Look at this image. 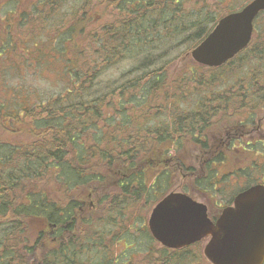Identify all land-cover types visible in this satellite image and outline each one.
<instances>
[{
	"label": "trees",
	"instance_id": "1",
	"mask_svg": "<svg viewBox=\"0 0 264 264\" xmlns=\"http://www.w3.org/2000/svg\"><path fill=\"white\" fill-rule=\"evenodd\" d=\"M92 1L6 0L0 9V58L11 56L10 47H18L20 41L26 39L21 33L14 31L19 23L24 25L25 20L45 23L44 27L51 25L57 29L55 39L63 43L59 47L62 52L64 41L71 42L78 48L76 63L71 57L64 60L65 92L28 109L29 114L38 111L32 126L35 128L30 131L32 138L36 140L31 144V150L34 151L26 158H21L24 163L22 167L12 168L7 173L0 172V223L3 225V235L7 236L5 239L0 238V244L18 231L21 232L22 221L44 219L45 225L59 227L57 238L60 243H52L43 248L40 264H126L128 254L124 251L115 259L112 256L114 239L106 241L107 235L117 237L118 229L127 231L126 235H130L129 231L135 228L141 234V243L146 244L142 251H146L156 241L148 229L145 217L173 186V176L167 170L153 176L151 170L146 169L151 161L148 158L152 157L158 146L172 145L176 140L174 135L181 139L190 133L204 132L209 127L211 114H217L222 108L229 109L238 102L236 98L241 94L248 97L251 85L261 91L260 81H264L260 78L258 80V69H255L251 80L254 81L248 83L246 89L236 91L237 87H245V84L229 85L232 78L237 76L236 71L229 67L236 63L233 62L234 59L218 68H206V85L216 86L214 103L201 99L190 108V104L188 107L183 106L188 86L182 82L184 79L198 80L195 71L191 78L183 75L180 81V78L174 81V89L168 93L171 88H166L168 81H165L164 72L157 68L147 70L153 66L155 57L150 50L152 47L173 53L180 46L188 44L193 50L223 16L224 13L218 14V9L227 0H213L212 8L208 4L209 0H196L198 4L194 6H191L192 0H99L101 5L117 9L120 15L115 26L104 28L109 45L104 43V34L95 35L92 32L96 30L93 26L89 27L95 22L93 13L97 12L92 11ZM101 18L100 16L97 22ZM90 37L97 39L104 50L100 61L95 56L92 58L91 54L87 56L86 49L79 45V39L91 43ZM29 38L37 39L32 35ZM250 46L252 42L239 55L248 53L251 56L252 52L255 55L253 57L258 60L257 65L263 64L264 49L251 50ZM22 54L25 57L35 54L40 56L39 52L27 51L25 47L19 55ZM122 60L134 63L128 72L132 77L112 87L102 76L105 70L114 68ZM258 68L259 72H263L260 66ZM12 69L17 70V67L12 66ZM139 71L140 76L136 75ZM246 71L249 70L241 68V73ZM3 81L8 82L7 75ZM21 96L22 94H18L14 97V104L19 102L23 105L26 98L21 99ZM170 97L172 101L168 102ZM10 108L11 102H2L0 113L5 114L1 116L2 120L19 122L20 116H16ZM102 119L108 124L116 125L102 131ZM90 129H95L92 140L89 139ZM200 143L204 149L209 146L207 141ZM177 144H181V140ZM3 147L8 148L7 144ZM7 152L5 156L8 155V159L14 158V150ZM93 159L99 163H92ZM102 160L103 168L96 171ZM205 166L210 170L209 161ZM106 168H117L120 171L117 191L103 196L101 203H104L105 214H99L97 218L93 215L95 220H83L82 227L77 218L79 201L70 199L71 201H63L59 205L56 201H50L49 192L46 191L43 197L41 191L31 184L44 176H51L61 185L63 193L68 194L73 189L81 188L90 190L104 179L102 171ZM49 182L46 179L47 188ZM21 183L22 186L29 184V188L19 202V197L12 196L10 192L16 191ZM131 209L135 214L129 218ZM141 210L146 214H141ZM131 218L134 221L126 224ZM5 220H10L11 223L3 222ZM83 225L87 226L86 230ZM66 233H69L68 237L65 236ZM44 238L38 234L36 245ZM13 240L17 245L19 240ZM34 247H28L31 253ZM126 249L131 253L134 248L130 244ZM192 249L171 250L168 256H171L173 264H195L198 259L192 251L197 250ZM19 250L4 247L3 251L0 250V264H29ZM168 250L162 247L163 253ZM163 263L159 261L155 264Z\"/></svg>",
	"mask_w": 264,
	"mask_h": 264
},
{
	"label": "rangeland",
	"instance_id": "2",
	"mask_svg": "<svg viewBox=\"0 0 264 264\" xmlns=\"http://www.w3.org/2000/svg\"><path fill=\"white\" fill-rule=\"evenodd\" d=\"M5 1L6 0H0V9ZM250 1L251 0H227L226 4L221 5L218 9V14H227L233 9H241L242 6ZM195 3L196 0H192L191 6L198 4ZM208 4L212 8L213 0H209ZM91 5L93 6L92 11L94 10L97 12L93 13V19L95 22L89 27L93 26V29L96 31H93L92 33L95 35L102 36V34H104V43L109 45L107 44L108 34L104 31V28L106 26H115V24L119 21L120 15L117 9L101 5L99 0H93ZM106 8H108V10ZM69 14H71V11ZM100 16L102 18L97 22V20L100 19ZM44 24L45 23L37 24L27 20H25L24 25L19 23L14 31L24 35V38L26 39L20 41L21 43L18 47H10L9 52L12 53L11 56L7 55L0 58V105L2 102H11V111H13L16 116H20L18 117L19 122H14L12 120L13 122L11 123V126L4 127L3 125L7 123L4 124L1 120V116H4L5 114L0 113V142H2L0 151L14 150L15 152V156L12 159H8V155L4 156V153H0V160H2L3 163L5 162L3 164V168L0 170L1 173H7L8 170L12 168L14 170L15 167H22L24 163L21 158H26L31 151H34L31 150V144H33L36 140L32 138L30 131L32 128H35L32 126L35 124L37 118L35 116L38 111L36 113L31 111L35 114H29L30 111H28V109H31L36 104L45 102L53 96H57L61 92H65L63 79L64 60L71 57L75 63L77 61V46L73 45L71 42L64 41L65 47L62 52V49L59 47L63 43H60L59 39H55V32L57 29L51 25L44 27ZM39 26L42 27V29ZM188 32L189 34L191 33L190 31ZM31 35L37 39L31 40L29 38ZM90 40L91 43H89L88 40L79 39V45L81 48L86 49L87 56L91 54L92 58L95 56V58L100 61L104 50L98 44L97 39L91 38ZM188 46V44L182 45L173 53L169 50L163 51V49L155 50V47L150 48L155 57L153 58V66L147 70L157 68L164 72L165 81H168L166 88H171L168 93L173 91L174 85L176 84V82L174 84V81L179 78L180 81L183 75L187 78H191V74H193L192 72L195 71V77L199 78L198 80L190 81V79H184L182 82L183 85L185 84L188 86V89L186 90V103L183 106L188 107V104H190V108H192L196 105V102L201 99H205L204 101H212V103H214L213 99L216 93V86L206 85V76L208 75L204 73V70H206L207 67L197 63L192 58V50ZM24 47L27 51L39 52L40 56L37 54L34 56L27 55L26 57L22 54V56H20L19 54L23 52ZM250 47L251 50L264 49V13L256 19L255 32L252 38V46ZM253 55L254 54H252V52V57H250L248 53L239 55L233 60V62L236 63L229 66L232 67L231 69H234L237 74V76L232 78L229 82V85L232 86L235 83L236 85L244 86L245 84V87H237L236 91L244 90L248 87V83L250 84L254 81L251 80L254 77L253 72L255 69H258V72L256 73L258 80L259 78L260 80H264V63L257 65L258 60L253 59ZM17 62L19 65H16ZM91 62L92 60L90 58V63ZM12 66L17 67V70L12 69ZM133 66L134 63L132 61L122 60L120 64L114 68L105 70L102 77L110 86H116V84H120L132 77L128 74V72L133 68ZM258 66L263 69V72H259L260 68H258ZM241 68H247L249 71L241 73ZM138 74L140 76L141 71L136 72V75ZM5 75H7L8 82L3 81ZM200 77L201 82L205 80L203 83L200 82ZM263 82L264 81H260L261 91L251 89L254 96H260L259 101H254L252 99H249L248 101L247 96H245L242 103H234L233 106L227 110L222 108L221 111H217V114H211V117L209 118V127L207 126L208 128H205L204 132L197 131L195 134L190 133L184 135L181 139L176 137L177 135H174L173 137L176 140L172 145L169 144L168 147L158 146L155 149L152 157L148 158V161H151L146 165V169H150L153 176H156L162 170H167L173 176V186L169 191L174 190L178 192H185L200 202L206 203L211 215H219L226 205H230L231 201V204L233 203V197H235V195L248 183V179L246 180L244 177L241 179V176L246 177L249 169L251 171V175H257L259 170L254 169L257 165H255V167L254 165L251 167L250 161L252 159L253 162L256 161L257 163L262 161L263 163L261 166H264V144L259 142L261 139L264 140ZM249 88H252V85L249 86ZM18 94H22L20 97L21 99L26 98L23 105L19 102L14 104L13 99ZM115 98H117L116 95ZM171 101L172 98L170 97L168 102ZM168 106L171 107V104H168ZM244 107L256 108L253 121H251L252 118L246 121V127H243L245 123L241 122L245 120L242 117L245 111L243 109ZM106 110H108V108H106L105 111ZM109 112L112 111H108V113ZM155 112L156 111L154 110L153 113ZM103 120L104 119L100 121V129L102 131L110 129L116 125V123L108 124ZM238 128L244 129L242 130L244 131L243 135H241L242 133H238V136H242V141H237L233 144H235L236 147L243 149L246 148L244 154L243 151L237 152L236 149H231V151L229 150L230 152L228 151L229 145H231L233 141V138L231 139L230 136L231 134L234 135V132H236ZM240 129H238V132H242ZM89 132V137H91L89 139L92 140L95 129H90ZM177 139L181 140V144H177L179 141ZM199 139L200 142L207 141L209 144L208 148L204 149L202 144L199 142ZM5 144L8 146L7 149L10 148L9 150L3 147ZM225 157H228V160H226ZM96 161L99 163L98 160L94 159L92 163H96ZM208 161L211 165L210 170L205 166ZM240 161L242 164H240L239 167L247 168V166H250V168H247L246 174L244 171L239 170V178H237L235 177V171L233 168L234 163L237 165ZM247 162H250V164L248 165ZM217 164L220 165L217 166ZM100 168H103V160L100 162L96 171ZM215 169H220L223 175L225 172L232 173V176L228 178L225 184H219V188L218 185H216V188H218L219 191L215 190V192H212V186H210L205 179ZM241 172L243 174H241ZM10 175H12V172H10ZM102 175L104 179L99 181L97 185L93 186L90 190L88 188L73 189L68 194L65 192L63 193L61 185L55 182V179L51 176H49V178L44 176L37 181H33L31 184L33 188L41 191L43 197H45L46 191L49 192L50 201H56L59 205L64 203L63 201H71L70 199H74L73 201L75 202L76 200L79 201L80 207L77 209V218H79V226L82 227L83 220H95L99 214L104 213L106 209L105 206H103L104 203H101L103 196L113 194L117 191L120 171L117 170V168H106L102 171ZM45 178L50 180L48 188L46 186L47 184ZM261 178H264V176H261ZM254 180H259V178H254L253 181ZM22 184L23 183H21V186L16 189V191L12 190L10 192L12 196L16 195L19 197V202L23 195H25V190L29 188V184L25 183L24 186H22ZM132 209L129 211V218L135 214V211ZM94 212H97L98 214H94ZM150 213L151 210L145 217L146 222ZM141 214L146 213L141 210ZM93 215H95L96 218ZM133 219L131 218L126 224L129 225V223H132L134 221ZM3 222L11 223L10 220H5ZM39 223V219L26 220V222L22 221L21 225L23 226V229L21 232L18 231L15 235H12L10 239L4 241L3 244L1 243L0 250L3 251L4 247L13 250L19 248L21 254H24L26 262H29V264H40V258L42 255L41 251L43 248H46L47 245L50 246L52 243L59 244L60 239L57 237H45L41 243L36 245L37 243L35 241L38 237V230L41 224ZM2 226L3 225L0 223V238L5 239L7 236L3 235ZM83 226L86 230L87 226ZM80 230L81 229H79V231ZM116 232L117 237L107 235L106 239V241L114 239L112 256L115 257V259L118 258L117 255H122L125 251L129 257L125 260L126 264H155L159 263V261L164 262L163 264H173L171 262V256H168V254L171 253V250L163 253L162 245L158 242L152 243L149 248L147 247L148 249L146 251H142V248L146 246V244L141 243V234L140 232H136L135 228H132L129 231L130 235H126L127 231H122L121 229H118ZM68 234L69 233H66L65 236L68 237ZM83 235L88 236L85 234ZM13 238L19 240L17 245ZM207 242L208 239H204L201 241L199 246L194 247L197 251H192V253L194 252L198 259V262L195 264H212L205 257L203 252L204 246ZM130 244H132L134 248L131 253L126 249V247L130 246ZM31 246H35L32 253L28 248ZM198 251L202 252L201 258V252ZM122 261H124V259H122Z\"/></svg>",
	"mask_w": 264,
	"mask_h": 264
},
{
	"label": "water",
	"instance_id": "3",
	"mask_svg": "<svg viewBox=\"0 0 264 264\" xmlns=\"http://www.w3.org/2000/svg\"><path fill=\"white\" fill-rule=\"evenodd\" d=\"M264 10V0H252L221 17L210 33L191 51L199 64L217 67L250 43L253 22ZM148 227L168 248H182L210 236L204 255L213 264L264 263V184L239 193L216 221L207 206L182 192H170L152 209Z\"/></svg>",
	"mask_w": 264,
	"mask_h": 264
},
{
	"label": "flooded vegetation",
	"instance_id": "4",
	"mask_svg": "<svg viewBox=\"0 0 264 264\" xmlns=\"http://www.w3.org/2000/svg\"><path fill=\"white\" fill-rule=\"evenodd\" d=\"M253 90H255V88H253ZM253 100L254 101H259L260 100V96L259 95H257V96H253ZM263 107V106H262ZM244 113H243V115H242V117L245 119L244 121H241L242 123H245V125L243 126V127H246V121H248L250 118H252V120L251 121H253V119H254V114L256 113V108H249V107H245L244 108ZM263 117H264V115H263ZM2 120V119H1ZM3 122H4V124L5 123H7V124H11L13 121L12 120H2ZM251 121H249V122H251ZM248 122V123H249ZM238 129H240V128H238ZM238 129H237V131L236 132H234V135H232L231 134V136H230V138L232 139L233 138V141H235V142H237V141H239V142H241L242 141V136L241 135H243V133H244V131H242V130H244V129H240V131H242V132H238ZM238 133H242L241 135H239L238 136ZM237 136V137H236ZM229 138V139H230ZM220 140V139H219ZM259 142H262L263 144H264V140H259ZM2 145V142H0V146ZM235 149H236V151L237 152H239L240 151V147H235ZM246 148H244L243 150H245ZM7 151H0V153H4V156H5V153H6ZM248 163V165L250 164V162H247ZM240 164V163H239ZM241 164H242V162H241ZM251 164H252V162H251ZM238 165V164H237ZM253 165H260V164H258L256 161L255 162H253ZM251 167H253V166H251ZM1 168H3V162L0 160V169ZM247 168H250V166L248 167L247 166ZM247 168H240V170H242V171H244L245 172V174H246V169ZM260 171V170H259ZM251 171H247V174H246V180L248 179V182L249 181H251V180H253L254 178H259V180L261 181V183H264V178H261V176L260 175H251V173H250ZM258 180V182H260ZM41 223V224H40ZM40 230H38V234L40 235V236H42V237H57L58 236V234H57V230L59 229V227L58 226H56V225H45V223L44 222H42V221H40Z\"/></svg>",
	"mask_w": 264,
	"mask_h": 264
}]
</instances>
